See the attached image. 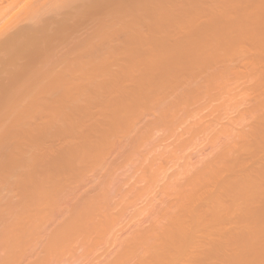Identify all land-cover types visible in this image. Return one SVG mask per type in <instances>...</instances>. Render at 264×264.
Masks as SVG:
<instances>
[{
  "label": "bare ground",
  "instance_id": "1",
  "mask_svg": "<svg viewBox=\"0 0 264 264\" xmlns=\"http://www.w3.org/2000/svg\"><path fill=\"white\" fill-rule=\"evenodd\" d=\"M18 1L20 3L21 1H25V8H22V10L19 9L20 12L22 11L21 17L17 15L20 12L16 14L17 18L20 17V21L19 18H16V20L13 19V21L11 20L9 22L10 24H7L10 28L7 26V29H5V26L0 30V168L2 165H4L3 167L7 166V171L11 170V173L22 165L28 168L24 173L25 182L23 184L25 186L23 196L25 204H22L25 206V209L23 208L25 216L19 212L21 214H19L21 216L20 218L18 214L15 215V213H10L11 211L8 213V210L2 213L4 215H0V217L4 216L3 218L7 217L6 219H8V215L13 214L10 218H17L14 221L12 220V223L14 225H16V223L17 225L22 224V227L18 229L20 233L17 227L12 225L11 228L15 227L13 229L14 233H11L12 230H8L10 234H8L6 239L4 237H2L3 239L1 238L2 234L0 232V239L2 240H0V264H48L50 260L52 261L56 256L59 259L61 252H63L64 255L67 251L66 248H70L69 250H71L76 247V252L78 253L77 250L81 248V245L79 248H77V246L82 244V242L86 243L88 240L90 242V239H94L90 244L95 245L96 243L94 242L97 240L99 241V237H105V232L108 233L107 236L110 237H113L111 236L113 232L115 237L118 235L117 238L119 239H116V242L121 240V238L123 239L118 245L115 242V247L118 246L117 249L114 248L116 250L110 247L108 249H111L112 252L109 253V251H107L108 254H103L107 249L104 250L105 252L101 250L100 257H106L103 261L101 260L99 264H218L221 262L223 264H237L239 262L241 264H264V260H262L264 254L262 255L261 252L258 254L256 253L258 249L261 248L259 246L260 242L258 243L256 241L255 243L254 241L256 240L255 237L264 234V204L258 206H253L252 204L254 200H259L258 202L263 200L262 203L264 202V115H262L264 107H260L264 104V96H256V94L260 93L261 89L262 94L260 93L259 96L264 95V83L257 85L259 82L255 81L256 84L254 82L258 77L261 82H264V70H260V67L259 71L256 69L255 71L252 70L254 72L248 70L251 69L248 65L253 64V59L259 57L260 59H264V56H255L260 54L259 51L261 50L259 49V53L253 54V57L248 58V52L252 49L247 50L252 46L251 39H253V37L256 40L253 39L254 44L260 43L264 49V32L259 36L255 34L253 37L250 36L252 32L251 30L249 31V26L252 27L254 23L251 25L252 22L250 23L246 21V19L242 21L243 19L241 16H246L245 13L248 12V7L251 5L247 4V7H245V5L241 3L243 0H0V10L4 11V8L12 9L14 7L13 4L16 2L17 4H15V6L19 4ZM236 1H240V4L244 6L242 7L245 8V13L243 12V15L239 13L241 16L235 14L241 18L237 17V19H239L237 21L232 16L233 14H230L235 21L233 20L232 22L231 19L233 18L231 17L229 21L222 22L221 19L224 14L221 13L222 11L219 8L224 7L223 10H225L227 6L235 4ZM262 1L263 0H261V2ZM250 2L251 1H249V4ZM237 4L239 3L236 2V5ZM260 5L262 6V4ZM205 8H208L209 12H211L212 19L210 15H207L208 12L205 14L208 18L207 23H203L205 21L201 19V22H203L197 24L200 20L199 15L203 14H199V12L202 11L201 9L205 11ZM214 9L220 10L219 14H221L222 18L219 19V17H221L219 15L216 19L218 13L216 15L215 12L218 10L215 11ZM228 9H230V7ZM210 10H214L215 12ZM238 11L242 12V10ZM4 12H2L0 16L4 14L2 16L4 17L6 12L9 13V10H5ZM256 12H258L256 14L258 20L255 18ZM252 15L253 16L250 14V17L247 16L248 20L250 19L251 21V19L253 20L252 17H254L255 22L257 21L256 23H259V20L264 21V6L260 9H256ZM9 18L10 17H8V20ZM207 18H205V20H207ZM194 24H196V28L198 26L197 30L195 27H192ZM246 24L248 27H246ZM260 24L264 26L263 22ZM244 25L246 29H244ZM188 26H191V28ZM241 26L244 30L249 32L246 35H249L251 38L249 36L247 38L245 35L246 38L244 36H238V34H241V31L239 32V30H242V28H240ZM259 26L260 25L257 24L255 27L258 31L261 30V26ZM171 27L178 29L188 27L193 30H190L191 32L188 30L190 33L187 31L186 36H188L184 39L182 38L184 37L185 30L183 37L179 40V37L174 35L175 37L177 36V38H173V40L177 39L178 41H172L174 44H172V46H167L164 42H166V40L171 41L173 37L172 34H174L169 32L171 31L169 30ZM82 28L85 29V33L83 29L81 34L75 37L77 36L75 34L80 32ZM236 29H238L239 33H236L235 37L232 32V36L229 34L231 37L226 33L225 36L227 37H219L218 39L214 37V33H220L221 35L224 31L233 30V32H235L234 30ZM258 31H255L256 34ZM172 32H174L173 29ZM206 33H213L211 34L212 36L208 34V37L215 39L216 43H213L216 45H211L215 47L213 53L211 52V54L205 55L206 57L203 55L204 57L202 58L200 54L205 52L202 50V47H205V44L207 47L212 44V42L209 44L210 40H212L210 38L205 41V39H207ZM243 33L245 34V31H243ZM260 33H262V31H260ZM195 34L197 36H195ZM222 38H224L223 42H225L226 45L218 43V40L221 41ZM195 39L201 41V44L199 43L197 47L194 44L197 43ZM246 41H249L251 44V46L248 45L249 47L246 45L247 51L244 49L245 45L243 44H247L248 42ZM206 42H208V44ZM151 43H156V46L149 47L148 44L151 45ZM239 43H241L240 46H244L241 48L244 49L245 53L243 50L239 51L241 48L235 51V46H239ZM190 46L192 51H190ZM194 46L196 49L193 50ZM221 46H224V50ZM213 47L208 48L211 50ZM233 51L238 53H233ZM246 52L247 55H245ZM234 56L239 57L240 60L238 59V62H244L242 63L243 66L237 63L236 58L233 59ZM222 57H229L230 60L229 58ZM220 59H227L229 62L235 60L239 66L243 67L242 71H236L238 69L241 70V68H237L238 65H236L235 62L234 65L230 63V66L229 63H226V60V62H223L229 65L222 64L223 62ZM248 61L252 63L249 64ZM255 64L257 63L255 62ZM243 70H247L248 72L246 71L243 73ZM252 73L258 75H255L257 78L254 79L251 76ZM237 74H239L241 78H236L235 82L237 80L241 81L240 79H246L247 82L244 81L243 83H248L247 79L249 75L253 78L254 84L250 85L248 83V87L252 89L255 86L256 89H259L256 87L257 85L261 89L258 91L254 89L255 92H252V90L248 91L250 88H246L247 85L245 88L244 85H237L233 82V78H235ZM75 75L76 77L79 75L81 77H77L76 79ZM231 79L233 80L231 81ZM125 80L126 82H124ZM226 84L228 88L234 85L236 86L231 87L232 90H230V88H226ZM217 87L219 89H217ZM235 87H239L238 89L241 88V92ZM77 88H83L84 91L82 92L84 93L80 94L81 90L79 89V93L75 94ZM222 89L225 90H223L225 95L229 91V95L227 94V96H225L227 100L229 99L230 91H233L231 93L235 94L238 90L239 94L237 95H241V93L243 94V90H245L244 95H246L247 89V91L251 93H248L245 97L249 98L250 102L252 100L255 103L258 98H261L256 103H261L259 106L260 108L257 106V112H260L259 110L263 108L260 112V120L263 121L261 122L258 120L259 118L256 120L263 123V125L259 126L256 124L257 126L254 125L256 127L253 126V128L258 127L259 129L260 127L261 130L259 131H261V134L256 129L254 130H256L255 134H260L259 136L262 138L260 142L262 141V144L260 145L258 142L260 137L258 138L257 135H251L253 137L257 136L258 139L255 145H260V148L256 146L255 150L250 149V151L248 146L253 143V138H251L252 141H250L248 133L245 134L243 132L241 134L240 132L239 135L235 132L237 135L234 134L232 136L233 138L228 135L231 137L229 138L230 140L227 141V138L225 139L226 142L222 140L223 144H219L221 140H217L218 143L213 144L214 146H212V149L210 147L207 153L201 152L206 148L204 144L205 147L203 146L201 147L202 149H198L197 153H201L195 158L193 156L194 154L190 153L194 160H197L196 162L193 161L191 163L190 160V163L186 161V164H184L185 162L180 163V166H178L179 164L177 163L180 157L177 159L178 157L176 156L178 155L173 153L176 151L174 147L173 149L170 148L171 146L169 147L174 150L172 152L173 155L170 154V156H166L162 161L161 155L158 159L153 156L155 154L152 155L153 160L149 159L150 155L148 153L152 154V152H148V159L152 161L144 167L146 169L144 173H142V171L145 169L141 171V174L139 173L140 177H136L137 180L133 177L137 181L133 180V182L140 185L144 182V186L145 184L152 186L154 182L153 188L159 189V192L156 193L153 198L148 197L150 200H148L147 204H144L142 208H140V205L137 207V204H135L137 210L140 208L142 212H148V215H145L143 219L140 217L142 220L139 219V221L136 219V221L134 217H129L128 220L133 221L134 219L136 223L130 226L128 225L129 221L127 222L125 220L127 222L126 225L122 224L123 222L118 224L121 219L117 218H119L118 216L123 214L125 210L122 213L118 212V214L120 213V215L117 214L118 216L116 215L117 212H115L114 215V210L118 209L123 201H127L130 192L135 193V191H133L135 190V184L132 186L130 181H126L127 184L128 182L131 183L130 187L129 184L127 186L128 190L133 187V190L130 189L129 191L126 190V188L123 189V187L127 185L124 183V180L119 178L121 180L119 183L120 185L116 184V182H119V179L115 176V173L120 170L122 166L121 163L123 164L125 162L126 157L133 155V152L136 154L138 151L139 153L141 152L140 150L135 152V150L141 149L142 146L145 148V145H142V143L145 138L148 141L149 136H153V133H151L152 130L155 134L156 132L159 134V130L165 127L169 135L170 131H173L171 136H174V132H176V136L179 135L178 133H181L180 135L182 136V134L184 135L183 131H191L193 134H200L203 125L199 121L202 120L201 122H203L205 116L202 119L200 118V120L198 119V122L202 126L200 127L199 125L200 130L197 126H195L197 130L193 129V131L187 129H185L187 130L185 131L182 126V130H179L180 132L175 130L179 129L180 124L183 123L182 117H188L190 115H188L189 112H193V115H195L197 112L195 114L194 112L197 110L199 111V109L195 111L192 109L193 111H190L189 109L192 107L187 108L190 107L188 106L190 103H192V106L195 105L194 103H199V101L202 103V101L206 100L204 97L207 98L210 96V99L213 98L211 95L215 96L211 99L212 101H214L215 98L223 99L221 98V94L223 93V91L221 93ZM212 90L216 92V95L215 92L214 94L212 93ZM234 90L236 91L235 93ZM218 92H220L219 98L216 97L219 95ZM252 93L256 94L252 96ZM250 95L253 97L252 99ZM81 96L83 98L84 96L86 97L83 100ZM254 96L257 97V99L255 98L254 100ZM233 97L234 95H232V99ZM202 98L204 100H202ZM80 99H82L81 101H84L85 104L82 103ZM243 99L245 100V98ZM207 100L209 99L207 98ZM219 102L221 101L219 100ZM206 103L208 102L206 101ZM228 105L229 104H227V106ZM83 106L85 107L83 108ZM222 106L219 107L218 105L214 110L219 109L217 113H221L222 109L224 110ZM212 107L215 108L214 106ZM254 107H256V105H254L253 108ZM201 109L200 107V110ZM211 109L210 111L212 113L213 111ZM83 110L87 112L85 113ZM247 110H249V107ZM199 113L198 115H200ZM211 113L209 114L212 116ZM198 115L196 114V116ZM248 115V117H250V114ZM256 115H258V113H256ZM246 116L247 115H244V117ZM251 118L253 117H250V119ZM240 119L241 122H243V117ZM217 121L218 120H216L215 126L217 125ZM198 122L195 123L194 119L195 124L198 125ZM231 122H229V127L231 126ZM251 123L250 121V124ZM169 124L170 126L172 125V129H177L172 130L170 127L169 130ZM186 124L183 125L185 126ZM225 124L227 125V123ZM205 126L204 128L208 127ZM54 130L55 132L53 133ZM249 130H252V128ZM228 132L230 133V129ZM169 135L168 139L170 138ZM180 135L178 138H180ZM210 135L211 134H209V136ZM54 136H59L62 139L69 137L70 141L68 145H66V141H64L66 147L60 144L62 145V149L60 150L58 148L60 151L56 149L58 153H56L57 156L54 155L55 157H53L52 154V150H55L53 147L55 144L52 146L50 145L51 147L48 146L49 144L45 145L48 146V150L43 146V149L45 148L46 150H41L44 152L48 151L47 157L50 163L47 164L46 161L48 158L43 159L46 153L44 154L42 151L40 153L42 156L39 154L36 155L37 153L33 154V152H31L33 148L31 147L35 145L38 146L41 140L43 142L46 138H52L51 140L54 141L56 139ZM213 136L215 137V135ZM234 136L237 138L235 139ZM27 137L32 140L26 142L25 140ZM192 137H194V135ZM194 139H196L197 142L198 137H194L193 140ZM190 140L192 139L190 138ZM48 141L51 142L50 140ZM154 141L158 142V140ZM163 141H165V139ZM248 141L251 143L248 144ZM185 142H188V140ZM163 145L165 146V144ZM208 145H210V143ZM208 145L207 147H209ZM217 145L220 147L218 148ZM221 145L223 146L221 147ZM37 146L35 148H38ZM58 146L55 147L57 148ZM166 146L165 148L167 149L168 145ZM254 147L255 146L252 148ZM147 148L146 146V149ZM56 150L54 152H57ZM21 152H23L24 155ZM49 152L52 154L51 156ZM29 153H31L30 156L27 155ZM143 153L144 152H142V154ZM18 154H21L19 156L22 157L18 158ZM138 156L140 157V155ZM50 157L53 158L50 159ZM145 159L147 161V158ZM175 159H177V161ZM188 159L191 158L188 157ZM43 161L46 163V166L41 167V165L40 168L37 169V164L40 165V162L42 163ZM157 161L158 165L155 164ZM172 161L176 162L173 163ZM44 162L42 163L43 165H45ZM169 162L170 166L176 163V167L178 166V168H174L176 170L170 174H168V172L171 171L169 169L170 167L168 168L167 165L162 166L164 163L168 164ZM11 165L12 167H10ZM153 166L156 167L153 169ZM166 167L170 171H168ZM2 169L6 171L5 168H1V170ZM141 169H143V167ZM160 169L161 171H159ZM101 171H103V173H101ZM9 174H7V177ZM16 176L19 178V175ZM155 176L157 177L156 179H154ZM115 177H117V181ZM158 177H160V179H158ZM10 178L14 181V176H10ZM151 178L155 181L151 182ZM122 184L123 187L119 188L118 186L121 187ZM10 186L11 185H9V189L12 188ZM17 186L21 187V185ZM16 191L19 192L18 190ZM144 193L143 191V194ZM136 194H131L130 197L132 196L133 199H135L137 196ZM5 197L4 199L7 200ZM10 197L12 198V196ZM22 198L21 200L23 201ZM4 199H1V202ZM16 199H14V201ZM145 199L147 200V198H144V200ZM144 200H142L143 203ZM8 201L6 202L10 205L13 199L10 201L8 198ZM257 204L258 203H256V205ZM9 205H7V208ZM23 205H21V207H24ZM15 206H17V204ZM21 207L20 210L22 209ZM17 208H19V205ZM121 208H123V206ZM3 209L4 208H0L1 211H3ZM129 210V213H131L132 210ZM111 211L113 213L109 214ZM138 212L139 216H141L140 211ZM6 213L8 214L7 216ZM126 214L129 216L128 212ZM248 217L249 219L251 217L254 223L252 227L250 225V228L254 230L250 233H248V229H250L248 226V224H250L248 223ZM115 219L119 221L115 222V226L111 224L109 227H112V229L109 230L106 226L111 222L114 224ZM0 222H3L1 218ZM6 222H8V220ZM5 225L6 224L3 223V226H1L0 223V227H2L0 231L5 230L4 233L7 231V228H9ZM127 225L130 227H127ZM3 227H6V229ZM113 229L115 230L112 231ZM125 229L124 237L120 234L115 235V233H122ZM98 234L104 235L102 237V235L97 236ZM92 235H94V237L91 238ZM106 237L107 244L109 242L114 243V241H111L112 238L108 241L110 237ZM258 237L257 240L259 241L260 237L259 239ZM101 241L103 240L101 239ZM76 242H79L77 246H75ZM89 242H87L88 244L86 246L90 245ZM102 243L103 242H101V244ZM256 244L259 247H257ZM71 245L73 246L72 248L70 247ZM83 245L82 247L86 249ZM105 246L107 245L105 244ZM98 247L96 248V254L99 253ZM235 247H237V249L239 247L237 252L240 251V248L244 249L243 251L241 250L244 252V255L242 254L244 256V259H242L243 261L239 259L241 254L238 256L239 262L236 263L237 259L234 261V259L237 258L236 255H238L236 251H234ZM261 250L263 252L264 247L261 248ZM86 251L89 250L87 249ZM71 252L72 250L66 253L71 254ZM76 252L74 254H76ZM248 252L250 254L252 253V256L254 253L258 256L261 254L263 257L259 258H261L260 260H262L263 263H260L261 261L257 258L256 254L254 256H256L257 259L253 260L254 256L251 258ZM81 253L82 252H80L79 255ZM242 255L241 258L243 257ZM248 256L253 261L248 260ZM76 257L78 256L76 255ZM82 257L79 256V258ZM98 258L99 257H97V260H99ZM233 261L235 263H233Z\"/></svg>",
  "mask_w": 264,
  "mask_h": 264
},
{
  "label": "rangeland",
  "instance_id": "2",
  "mask_svg": "<svg viewBox=\"0 0 264 264\" xmlns=\"http://www.w3.org/2000/svg\"><path fill=\"white\" fill-rule=\"evenodd\" d=\"M26 1H27V0H26ZM234 1H235V0H234ZM240 1H241V0H240ZM240 1H236V2H238V3L240 4ZM244 1H246V2H244ZM249 1H251L250 4H249ZM18 2H19V1H18ZM236 2H235V4H232V5H231L232 8H231V6H227L226 8L228 9V8L230 7V9L227 10V9L225 8L226 11L223 10L224 7H220V8L218 7V8L222 11L221 13L224 14L223 18H222V16H221V14H219L220 10H218V9H214L215 11H216V10H218V11H216V12H215L214 10H210V11L215 12L216 15H217V13H218V15L216 16V19H217V17L220 15L221 17H219V19L222 18V19H223V20L221 19L222 22H223V21H229V19H231L232 16H233V17L236 19V21H237V20H239V19H237L238 16H236V15H237V14L239 15V13H240V14L242 13V15H243V12L245 13V11H244L245 8H243V7H244L243 5H245V7H247V6H246L247 4H248V5H251V6L248 7V8H249V9H248V12H247V10H246V12H247V13H245L246 16H245V15H243V16L239 15V16H241V18L243 19L242 21H245V19H246V21H249L250 23L252 22L251 25L254 23V24L252 25V27L249 26V31L251 30V32L253 33V35H252V33H250V34H251L250 36L253 37L254 34L257 35V36H259L260 34H263L264 29H262V28H264V26H261L260 23H262V22L264 23V21H263V20H259V21H258L259 23H256L257 21L255 22L254 17H252L254 21H253L252 19H251V21H250V19L248 20V17H247V16H249L250 14H251V16H253L252 13H254L256 9H260V8H262V7L264 6V5H263V4H264V3H263L264 0H263L262 2H261V0H248V2H247V0H243V1H241V3H242L243 5L240 4V6H239V4L236 5ZM244 3H246V4H244ZM254 3H255V4H254ZM15 4H17V2H16ZM15 4H13V6H14V7L12 8L13 10H12L11 8H10V9H6V8L3 9L4 11H5V10H9V13H7V12H8V11H7V12H6V15H5L4 17H2V16L5 14V12L2 11V10H0V11H1V12H0V15H1L2 12H4V14H3L2 16H0V21H1V23H0V30H2L5 26H6L5 29H7V26H8L7 24H8L11 20L13 21V19L16 20V18H17L16 14L20 12L19 9L22 10V8H25V6H24V5H25V1H21V3L19 2V4L16 5V6H15ZM257 4H258V5H257ZM260 4H262V6H261ZM3 5H4V4H3ZM252 5H253V6H252ZM259 5H260V6H259ZM242 6H243V7H242ZM254 6H256V7H254ZM234 7H235V9H234ZM236 7H238V8H236ZM240 7H241L242 9H241ZM257 7H258V8H257ZM221 8H222V9H221ZM239 8H240V9H239ZM250 8H251V9H250ZM253 8H254V9H253ZM205 9H206L205 11H203V9H201L202 11L199 12V14L203 13L204 16H203V14H201V15L198 14L200 20H199L198 23L196 22L197 24H201V23L203 22V21L201 22V19H202V20L204 19L205 22H203V23H207V21H208L207 15H208V16L210 15V18H211V16H212V15H211V12H209L208 8H205ZM11 10H12V11H11ZM16 10H17V11H16ZM231 10H232V11H231ZM238 10H242V12H241V11H238ZM15 11H16V12H15ZM23 11H24V9H23ZM223 11H224L225 13H224ZM235 11H236V12H235ZM237 11H238V13H237ZM251 11H252V12H251ZM257 11H258V10H257ZM13 12H14V13H13ZM21 12H22V11H21ZM21 12H20L19 14H17V15L20 16V17H21V14H22ZM208 12H209L210 14H209ZM234 12H235V13H234ZM12 13H13V14H12ZM207 13H208V14H207ZM257 13H258V12L255 13V18H256V14H257ZM9 14H11V15H9ZM205 14H207V15H205ZM212 14H213V13H212ZM227 14H228V15H227ZM230 14H231V15L233 14V15L231 16ZM235 14H236V15H235ZM247 14H249V15H247ZM213 15H215V14H213ZM14 16H16V17L13 18ZM226 16H227V17H226ZM244 16L247 17V18H245ZM6 17H7V18H6ZM8 17H10L9 20H8ZM20 17H18V18H19V21H20ZM214 17H215V16H214ZM224 17H226V18H224ZM233 17H232V18H233ZM249 17H250V16H249ZM18 18H17V19H18ZM205 18H207V20H205ZM227 18H228V20H227ZM234 18L231 19L232 22H233V20L235 21ZM238 18H240V17H238ZM241 18H240V19H241ZM263 18H264V17H263ZM211 19H212V18H211ZM225 19H226V20H225ZM3 20H4V21H3ZM15 20H14V21H15ZM209 20H210V19H209ZM256 20H258V19L256 18ZM231 21H230V22H231ZM240 21H241V20H240ZM242 21H241V22H242ZM17 22H18V21H17ZM200 22H201V23H200ZM242 23H243V22H242ZM247 23H248V22H247ZM255 23H256V25L259 24V25L261 26V28H260L261 30H260V29H259V30L262 31V33H260V31H258V30L255 28V27H256ZM9 24H10V23H9ZM11 24H12V22H11ZM244 24H245V22H244ZM202 25H203V24H202ZM254 25H255V26H254ZM10 26H11V25H10ZM191 26H192V25H191ZM191 26H190V27L188 26V27L191 28ZM199 26H200V25H199ZM253 26H254L255 29L253 28ZM260 26H259V27H260ZM8 27H9V26H8ZM88 27H89V26H88ZM188 27H183L182 29H181V28L178 29V28H175V27H174V28H175V29H174V28L171 27V28L173 29L174 32H172V29L169 28V30H171V31H169V32H171V34H172V33H174V34H172V35H173L172 38L170 37V38H171V41H170V40H168V41L166 40V42H164V41H165V40H164V41H163L164 44L166 43L167 46H172V44H174V43H172V41L174 42L175 40H177V39L173 40V38H177V36L179 37L178 40H179L180 38H182V37H183V34H184V30H185V34H184V37H183L182 39L186 38V37L188 36V35L186 36L187 31H188V30H189V31H190V30H191V31L193 30V29H189ZM192 27H193V28H194V27L196 28V24H194ZM200 27H201V26H200ZM200 27H199V28H200ZM243 27H244V29H246V27H248V26H247V24H246V27H245V25H244ZM259 27H258V28H259ZM9 28H10V27H9ZM184 28H185V29H184ZM201 28H202V27H201ZM240 28H242V26H241ZM5 29H4V30H5ZM83 29H84V28H82V30H81L80 32H78L77 34H75V35H77V36H75V37H78V36L81 34V32L83 31ZM177 29H178V30H177ZM197 29H198V26H197L196 30H197ZM244 29L242 28V30H239V32L241 31V34H238V36H244V35H245V36L248 38L249 35H246V34L249 33V32H247V30H244ZM252 29H253L254 31H253ZM167 30H168V29H167ZM179 30H180V31H179ZM194 30H195V29H194ZM200 30H201V29H200ZM236 30H237V31H236ZM236 30H234L235 32H233V30H232V31L229 30V31H227V32L224 31V32H222V33L224 34V36H223L222 33H221V35H220V33H219V34H218V33H217V34L214 33V37H215V39H218L219 37H227V36H225L226 34H227V35L230 34V35L232 36V33L234 34L233 36L235 37V36H236V33H239V32H238V29H236ZM175 31H176V33H175ZM182 31H183V32H182ZM189 31H188V32H189ZM191 31H190V32H191ZM243 31H245V34L243 33ZM255 31H256V32L258 31L259 34H258V33L256 34ZM190 32H189V33H190ZM228 32H229V33H228ZM231 32H232V33H231ZM84 33H85V29H84ZM189 33H188V34H189ZM192 33H193V32H192ZM225 33H226V34H225ZM178 34H179V35H178ZM208 34H209V36H212L211 34H213V33H206L207 39H205V41H206V40H209V38H210V37H208ZM242 34H243V35H242ZM84 35H85V34H84ZM84 35H82V36H84ZM174 35H177V36L175 37ZM216 35H217L218 37H217ZM230 35H229V37H231ZM82 36H80V37H82ZM195 36H197V35L195 34ZM206 36H205V37H206ZM238 36H237V37H238ZM245 36H244V37H245ZM250 36H249V37H250ZM246 37H245V38H246ZM170 38H167V39H170ZM250 38H251V37H250ZM201 39H202V38H201ZM210 39H212V38H210ZM215 39L210 40V42L208 41L209 44L212 42V44H210V45L208 46L209 48H210V47H213V46H211V45H214V44L216 43ZM253 39H254V37H253ZM253 39H251L252 42L250 41L251 44H252V46H251V44L249 43V41H246V42H248L247 44H246V43H243V44L245 45V48H244L245 50L247 49L246 47H247L248 45L251 46V47L248 48L247 50H249V49H250V50H251V49L253 50V51L251 50L250 52H248V58H249V57H253V56H252L253 54L255 55V54L259 53V52H260V54H257V55H255V56L258 57V56L262 55L261 57H263V56H264V55H263V54H264V49L262 48V44H260V43L258 44L257 42H255V43H257L258 45H257V44H254ZM178 40H177V41H178ZM195 40H196L197 43H194V44H195V46L197 47V46L199 45V43L201 44V41H198L199 39H195ZM223 40H224V38H222L221 41L218 40V43H221V44H223V45H226L225 42H223ZM254 40H255V39H254ZM203 41H204V37H203ZM255 41H256V40H255ZM208 42H206V43L208 44ZM213 42H215V43H213ZM222 42H223V43H222ZM170 43H171V44H170ZM240 44H241V43H239V46H240ZM148 45H149V47H150V46H151V47H154V46H156V43H155V44H154V43H151V45H150V44H148ZM215 45H216V44H215ZM246 45H247V46H246ZM254 45H255V46H254ZM259 45H260V46H259ZM195 46H194V47H195ZM239 46H238V45L235 46V47H236V50H235V49H234V50L237 51V50H239L241 47H242V48L244 47V46H240V47H239ZM249 46H248V47H249ZM194 47H193V50L196 49V47H195V48H194ZM205 47L208 48V47L206 46V44H205ZM205 47H202V50L205 51V52H203V51L201 50V51L203 52V54H200V55H202V58H203L205 55L207 56L208 54H211V52L213 53V49L215 50V47H213V48L211 49L212 51H211L209 48H208L209 50L206 49ZM237 47H238V49H237ZM190 48H191V46H190ZM190 48H188V49H190ZM221 48L223 49L224 46H223V47L221 46ZM242 48H241V50H239V51H242V50H243V52H244V49H242ZM256 48H257V49H256ZM225 49H226V46H225ZM259 49H260L261 51H259ZM207 50H208V51H207ZM223 50H224V49H223ZM247 50H246V51H247ZM255 50H256V51H255ZM190 51H192V48L190 49ZM209 51H210V52H209ZM235 51H233V53H238V52H235ZM258 51H259V52H258ZM230 52H231V50H230ZM253 52H254V53H253ZM205 53H206V54H205ZM231 53H232V52H231ZM239 53H240V52H239ZM244 53H245V52H244ZM249 54H250V55H249ZM203 55H204V56H203ZM245 55H247V52H246ZM206 56H205V57H206ZM222 58H227V57H222ZM228 58H229V57H228ZM228 58H227V59H228ZM235 58H236L237 63H239V65L242 64V63H244L243 61L238 62V61L240 60L238 56H234L233 59H235ZM227 59H220V60H221L222 62H223V61H224V62L227 61L226 63H229V64L232 63L233 65H234V62H235V64L238 65V64L236 63L235 60H233V62H229ZM231 59H232V58H231ZM238 59H239V60H238ZM225 60H226V61H225ZM229 60H230V58H229ZM231 61H232V60H231ZM252 61H253V64H251V63H252L251 61H250L251 63H249V61H248V63L251 64V65H248V67L251 68V69H248L249 71H250V70H251V71H252V70L255 71V69H256L257 71H259V67H260V70H264V64H263V63H264V59H262V58L260 59V57H259V58H257V59H253ZM259 61H260V63H259ZM224 62H223L222 64L229 65V64H226V63H224ZM255 62H256L257 64H255ZM219 64H221V63H219ZM260 64H261V65H260ZM239 65H238L237 68H241V70L238 69V70H236L237 72H238V71H242V68H243V67H242L243 64H242V66H239ZM257 65H258V66H257ZM259 65H260V66H259ZM230 66H231V64H230ZM253 66H254V68H253ZM256 67H257V68H256ZM252 68H253V69H252ZM246 71H247V70H245V71L243 70V73L246 72ZM254 71H252V72H254ZM247 72H248V71H247ZM249 74H251V73H249ZM253 74H254V73H252L251 76H252L254 79L257 78L256 76H258V75H256V74L253 75ZM77 75H78V73H77ZM237 75H239V74H237ZM237 75H235V78H233V79H234L233 82H235V79H236V78H241L240 75H239V76H237ZM255 75H256V76H255ZM236 76H237V77H236ZM254 76H255V77H254ZM77 77H81V76L79 75V76H77ZM77 77H76V75H75V78H76V79H77ZM252 77H250V76L248 75V79H247V80H248V83H249L250 85H253L255 81H258V82H259V84H257V85H260V83H264L263 81L261 82V80L258 79L259 77L257 78V80H254V82H253V78H252ZM233 79H231V81H232ZM79 80H81V79H79ZM240 80H241V81H238V80H237L235 83H236L237 85H240V84H241V86L244 85V88H245L246 85H247L246 88L249 86L248 83H243L244 81H246V79H243V80L240 79ZM249 80H250V81H249ZM251 80H252V81H251ZM122 82H123V81H122ZM124 82H126V80H125ZM226 82H227V81H226ZM229 82H230V80H229ZM229 82H228V83H229ZM239 82H240V83H239ZM246 82H247V81H246ZM251 82H252V83H251ZM224 83H225V82H224ZM228 83H227V84H228ZM242 83H243V84H242ZM227 84H226V86H227L226 88H227V89L230 88V90H232L231 87L236 86V85H234V86H231V87L228 88V85H229V84H228V85H227ZM232 84H234V83H232ZM232 84H231V85H232ZM255 84H256V82H255ZM222 85H223V84H222ZM257 85H256V87L259 88V89H261V88L258 87ZM220 86H221V85H220ZM220 86H219V87H220ZM224 86H225V85H224ZM224 86H223V87H224ZM241 86H240V87H241ZM263 86H264V85H263ZM252 87H253V86H252ZM235 88L238 89L239 87H235ZM244 88H243V89H244ZM248 88H250L249 90L247 89L248 91L252 90V92H255V90H254V89H256L255 86H254L252 89H251V87H248ZM79 89L81 90L80 94H83L84 92H82V91H84V89H83V88H79ZM79 89L77 88V89H76L77 91L75 90V94L79 93ZM217 89H219V88L217 87ZM224 89H225V87H224ZM224 89L221 90V93H222V91H223ZM237 89H235V90H237ZM240 89H241V88H240ZM240 89H238V90H240ZM259 89H256V91H258ZM214 90H215V89H214ZM214 90H212V91H213V92H212L213 94H214V92H215ZM225 90H226V89H225ZM225 90H224V91H225ZM235 90H234V93L236 92ZM238 90H237V92H238ZM247 90H246L247 94L245 93L246 95H248V93H249ZM218 91H220V90H218ZM224 91H223V93L221 94V95H222L221 98H223V99H217V98H215L214 101H212L211 99H213L215 96H214V95H211L213 98L210 99V96L207 97L209 100H207V98L204 97V99H206V100H204V99L202 98V100H204V101H202V103H200V101H199V103H194L195 105H193V106L191 105L192 103H190V104L188 105V106H190V107H187V108H191V107H192L191 109H189L190 111H191L192 109H193L194 111L197 110V109H199L200 113H199V111L197 110V111L194 112V114L197 112V113H196L197 115H198V113H199L200 115L203 114L202 116H200V115L196 116V114L193 115V112H192V113L189 112L188 115H189V114H190V115H189L188 117H187V116H184V114H183V116H184V117H182L183 123H181L182 125L180 124V128H179V129L174 128L175 126L173 127L174 129H172V125L170 126V124H169V126H168L169 130H170V127H171L172 130L177 129V130H175V131L180 132V131L182 130V128H183L184 130L187 129V130H192V131H193V129H195V126H197L198 129H199V125H200V127H202V126H201V124H202V125H203V128H201V132H202V133L199 131L200 129L198 130V131L200 132V134H198V133H194V134H193L191 131H189V132H184V131H183V133H184V135H185V139H184V135L182 134V136H181V135H180L181 133H178V132H177V133L180 135V138H178L179 135L176 136V132H174V133H175L174 136H173V135L171 136V133L173 134V131H172V132L170 131V135H169V132H168L167 130H165V127H163L164 129H163V128H162V129L160 128L163 132H162L161 130H159V131H160V132H158L159 134H157V132H156V134H157L159 137H161V138H159V137L155 134V132H153V130H152L151 133H153V136H152V135H151V137L149 136L148 141H147V139L145 138L146 140L144 139V142L142 143V145H145V148H144V146H142L143 148L141 147V149L139 148V149L135 150V152H137L138 150L141 151V152H140L141 154L139 153V151L137 152V154L140 155V157H139L136 153L133 152V155H131L130 157H126V158H125V162L123 163L124 166H123V164L121 163V165H122L121 167H122V168L120 167V170H118V171L115 173V174H116L115 176H117L118 179L120 178V179L124 180L125 182L122 181V182H124V183H126V181H130V182L132 183V186H133V184H135V185L137 186V187H136V186L134 185V189H135V190H133V187H132V188H129V187L131 186V183H130V182H128V184H129V187H128V188H129V190L132 189L133 191H135V193H131V192H130V195H131V194H132V195H133V194L135 195V194L137 193V194H136V195H137L136 197H137L138 199L135 197V199H136V200H135V199H133L132 196L130 197V195H128L130 198L128 197L127 201H123V202L121 203V205L118 207V209L114 210V215H115V212H117V213H116V215H117L118 212L122 213V212L125 210V211L123 212V214H121V215H120V213L118 214V215H120V216L117 215V216L119 217V218H117V219H121V221L115 219L114 224H113V222L109 223L108 226H106L109 230L112 229V227L110 228L109 226H111V224H112V226H115V222H117V221H119L118 224L123 222L122 224H125V225H126L127 222L129 221V222H128V225L131 226V224L133 225L134 223H136V222H135L136 219H137V220H139V219L142 220L143 217H145V215H148V212H142V211L140 210V208H142V206H144V204L146 205V204H147V201L150 200V198H153V197L156 195V193L159 192V189L153 188V185H154V182H153V181H155V180H153L152 178H151V179H152L151 182H153V185H152V186H151V185L149 186V185H147V184H145V186H144V184H143L144 182L141 183L142 185L137 184V183H136V182H137L136 180H137V178L140 177L141 171L145 169L144 167L147 166V165L149 164V162L153 160V158H152V155H153V154H155V155H153V156H154L155 158H158V159H159V156L161 155L160 157H162V158H161V161H162V159H163V158H166V156H170V154L173 155V153H175L176 155H178V156H176V157H178L177 159H179V157H180V159H181V160L179 159V161H177V159H175V160L177 161V163L179 164L178 166H180V163H184V162H185L184 164H186V161H187V163H188V162L190 163V160H191V163H192L193 161H195L194 158H195L199 153H201V152H202V153H207V152H209V148L211 147V149H212V146H214L213 144H215V143L217 144L218 141H220V140H221V143L219 142V144H223L222 142L225 141L226 138L228 139L227 141H229V140H230L229 138H231V137L235 134V132L238 133V134H239L240 132H241V134H242L243 132H244L245 134L248 133V134H249V137H250V139H249L250 141H252L251 138H253V140H254L255 142H254V141H252V142H253L254 144L248 141V144L251 143V144L248 146L249 150H250V149H252V150L254 149V150H255V149H256V146H257V148H260V145L262 144V141L260 142V139H262V138H261V136H259V135L261 134V131H259V130H261V129H260V127H259V129H258V127H257V128H253V126L256 125V124L259 125V126H260V125L262 126L263 123H264V122L261 123L263 120H262V121L260 120V116H261V113H260V112H261V110H262L263 108H262L261 110H259L260 112H257V111H258V108H260V107H264L263 101H262L263 106H260L261 103H260V102H259V103H256V102L259 101V99H261V98H258V99H257V97L254 96V100H255V98H256L257 101L254 103V102L251 100V102H250V101H249V98L245 97L246 95H244V91H245V90H243V94L241 93V95H237V94H239V92H238V93L236 92L235 94H232L231 92H233V91H230V96H229V99L227 100V97L225 98V96H227V94L229 95V91H228V93H227L226 95H225ZM261 91H262V89L260 90V93L262 94ZM226 92H227V90H226ZM240 92H241V90H240ZM210 93H211V92H210ZM218 93H219V95H217L216 97L220 96V92H218ZM250 93H251V92H250ZM250 93H249V94H250ZM256 93H257V92H256ZM256 93H254V94L252 93L251 95L253 96V95H255ZM258 93H259V92H258ZM260 93H259V94H256V96H257V95H258V97H262V96H264V95L259 96ZM231 94L234 95V97H233L234 100L232 99V95H231ZM215 95H216V92H215ZM223 95H224V97H223ZM235 95H237V96H235ZM242 95H243V96H242ZM251 95H250V97H251ZM81 97H82V96H81ZM81 97H80V98H81ZM85 97H86V96H84V98L82 97L83 100L85 99ZM218 98H219V97H218ZM243 98H245V100H244ZM252 98H253V97H251V99H252ZM263 99H264V97H263ZM263 99H262V100H263ZM81 100H82V99H80V101H81ZM219 100H220L221 102H219ZM225 100H226L227 102H226ZM246 100H247V101H246ZM206 101H207L208 103H206ZM223 101H224L225 103H224ZM260 101H261V100H260ZM81 102L84 103V101H81ZM81 102H79V103H81ZM203 102H204V103H203ZM82 103H81V104H82ZM215 103H216V105H215ZM84 104H85V103H84ZM211 104H212V105H211ZM217 104L219 105V107L222 106L223 104L225 105V106H224V105L222 106V108H224V110H223L222 108H220V109H222L223 114H222V111H221V113H219V112L217 113V111H218L219 109H218V110H214V109H216V106H218ZM220 104H221V105H220ZM227 104H229V105L227 106ZM249 104H250V105H249ZM252 104H253V105H252ZM210 105H211V106H210ZM254 105H256V107H254L255 109L253 108ZM194 106H195V107H194ZM199 106H200L202 109H204V110H202V109L200 110V107H199ZM207 106H208V107H207ZM212 106H214L215 108H213ZM250 106H251V107H250ZM257 106H258V108H257ZM259 106H260V107H259ZM84 107H85V106H83V108H84ZM248 107H249L250 113H249V110H247ZM83 108H81V109H83ZM187 108H186V109H187ZM208 108H209V109H208ZM211 108H213V109H211ZM250 108H251V109H250ZM210 109L213 111L212 113H211ZM256 109H257V110H256ZM189 110H188V111H189ZM193 110H192V111H193ZM253 110H254V111H253ZM255 110H256V111H255ZM83 111H85V113L87 112L86 110H83ZM185 111H187V110H185ZM185 111H184V112H185ZM201 111H202V112H201ZM208 111H209V112H208ZM246 111H247V112H246ZM262 111L264 112V109H263ZM80 112H81V111H80ZM204 112H205V114H204ZM215 112H216V113H215ZM244 112H245L246 114H245ZM263 112H262V115H264ZM83 113H84V112H83ZM83 113H82V114H83ZM209 113H211L212 116H213V114H214L215 117H214V116L212 117ZM247 113L250 114V117H253V118H251L252 120L250 119V117H248L249 115H248ZM256 113H258L259 116L256 115ZM208 114H209V115H208ZM217 114H218V115L220 114V115L218 116ZM242 114H243V115H242ZM251 114H252V115H251ZM186 115H187V114H186ZM191 115H192V116H191ZM239 115H241V116H239ZM244 115H247V116L244 117ZM193 116H194V117H193ZM204 116H205V119H204L205 121H204V120H203V122H201L202 120L199 121L200 118L202 119V118H204ZM217 116H218V117H217ZM70 117H71V116H70ZM70 117H69V118H70ZM191 117H192V118H191ZM197 117H198V118H197ZM216 117H217V118H216ZM219 117H220V118H219ZM221 117H222V118H221ZM239 117H240V118L243 117V119H242L243 122H241V119H240ZM196 118H197V119H196ZM210 118H211V119H210ZM212 118H213V119H212ZM257 118H259L258 120H260L261 122L258 121V120H256ZM261 118H262V117H261ZM189 119H190V120H189ZM194 119H195V123H197V122L199 121L201 124H200L199 122H198V125L195 124V123H194ZM198 119H199V120H198ZM208 119H210L211 121L208 120ZM221 119H222V120H221ZM223 119H224V120H223ZM238 119L240 120V122H239ZM245 119H246V120H245ZM253 119H255L256 121L253 120ZM191 120H192L193 122H192ZM216 120H218L219 123H220V124H219L218 121H217V125H216V126H218V127L215 126ZM247 120L249 121V123H248ZM187 121H188V122H187ZM207 121H208V122H207ZM220 121H221V122H220ZM231 121H232V122H231ZM244 121H245V122H244ZM250 121L252 122V123H251L252 126H251V124H250ZM257 121H258V122H257ZM60 122H61V121H60ZM190 122L193 123V124H191ZM229 122H231V123H230V125H231L230 127H229ZM236 122H237V123H236ZM186 123H188V124H186ZM204 123H205V124H204ZM225 123H227V125H226ZM235 123H236V124H235ZM240 123H241V124H240ZM254 123H255V124H254ZM258 123H261V124H258ZM183 124H186V125L184 126ZM57 125H58V123H57ZM205 125H206V126H205ZM209 125H210V126H209ZM221 125H222V126H221ZM223 125H224V126H223ZM257 125H256V126H257ZM139 126H140V125H139ZM181 126H182V128H181ZM204 126H205V127L208 126V127H207V128H204ZM225 126H227V127H225ZM246 126H247V127H246ZM250 126H251V127H250ZM256 126H254V127H256ZM190 127H192V128H190ZM193 127H194V128H193ZM219 127H220V128H219ZM231 127H232V128H231ZM249 127H250V128H249ZM166 128H167V127H166ZM188 128H189V129H188ZM224 128H225L226 130H225ZM247 128H248V129H247ZM251 128H252V130H249V129H251ZM207 129H208V133H207ZM220 129H222V130H220ZM223 129H224V130H223ZM229 129H230V133H232V134H230V133L228 132ZM245 129H246V130H245ZM254 129H256L257 131H259L260 134H259V133L255 134L256 130H254ZM55 130H56V129H55ZM55 130L53 131V133L55 132ZM155 130H156V129H155ZM157 130H158V129H157ZM179 130H180V131H179ZM187 130H185V131H187ZM195 130H197V129H195ZM195 130H194V131H195ZM239 130H240V131H239ZM244 130H245V131H244ZM225 131H226V132H225ZM246 131H249L250 133H249V132H246ZM252 131L254 132V134H253ZM195 132H196V131H195ZM222 132H224V133H222ZM151 133H150V134H151ZM166 133H167V134H166ZM206 133H207V134H206ZM160 134H161V136H160ZM163 134H164V135H163ZM204 134H206V135H204ZM209 134H211V135L209 136ZM222 134H223V135H222ZM154 135H156L157 138H156V136H154ZM165 135H166L167 137H166ZM168 135H169L170 138H171V137H172V138H173V137H177V138H173V139H172V138H171V139L169 138V139H168ZM188 135H189V136H188ZM193 135H194L195 138L198 137L199 140L197 139V142H196V139L193 140V138H194V137H192ZM200 135H201V136H200ZM213 135H215V137H214ZM224 135H225V136H224ZM228 135L231 136V137H229ZM235 135H237V134H235ZM239 135H240V134H239ZM251 135H257L258 138L260 137L259 140H258V142L260 143L259 146H258V145H255V144H256V140L258 139L257 136H254V137L256 138V139H255V138H254L253 136H251ZM162 136H163V137H162ZM187 136H188V137H187ZM203 136H204V138H203ZM205 136H206V137H205ZM207 136H208V137H207ZM54 137H55L56 139H55ZM54 137H53V138L55 139V140L53 139L54 141L51 140L52 138H51V139H50V138H49V139L46 138V139L50 140L53 144H52L51 142H49L48 140H46V139H45L46 143H45L44 140H43L44 143H43L42 140H41V142H40L41 145L39 144L40 146H39V145L37 146V145L33 144V145H35V146H32V147H31V148H33L31 152H33V154H34V153H35V154L37 153L36 155H38V154L41 155L40 153H41L43 150H46V149L48 150V146H50V145H51V146L54 145V144H55V146H58V145H59L60 147H59V146H58L57 148H56L55 146H53V147H54L55 150L57 149L58 151H60V150L62 149V148H61L62 145L65 146V144H66V145L69 144V141H70V138H69V137H66V138H64V139H62V138L59 137V136H58V137L54 136ZM181 137H182V138H181ZM200 137H202L203 139L200 138ZM221 137H222V138L224 137V138L222 139ZM234 137H235V136H234ZM57 138H58V139H57ZM147 138H148V137H147ZM158 138H159V139H158ZM166 138H167V140H166ZM190 138H191L192 140H190ZM207 138H208V139H207ZM215 138H217V139H215ZM232 138H233V137H232ZM236 138H237V137H235V139H236ZM60 139H61V140H60ZM66 139H67V140H66ZM68 139H69V140H68ZM150 139H152V140H150ZM164 139H165V141H163ZM174 139H175L176 141H175ZM186 139L188 140L189 143L191 142V143H190L191 146L189 145L188 142H185V141H187ZM205 139H206V141L208 140V141H207L208 143L205 141ZM28 140H29V142H30V140H32V139H31V138L28 139V137H27V139H26L25 141L27 142ZM58 140H59V142H58ZM154 140H158V142H159V143L161 142L162 144H161V143L159 144L157 141H154ZM178 140H179V141H178ZM189 140H190V141H189ZM203 140H204V141H203ZM217 140H218V141H217ZM222 140H223V141H222ZM64 141H66V143H65ZM149 141H150V142H149ZM162 141H163V142H162ZM167 141H168L169 143H168ZM170 141H171V142H170ZM180 141H182V142H180ZM192 141H194L195 143L192 142ZM29 142H28V143H29ZM48 142H49V143H48ZM60 142H61V143H60ZM148 142H149V143H148ZM156 142H157V143H156ZM176 142H177V143H176ZM178 142H180V143H178ZM204 142H205V143H204ZM212 142H213V143H212ZM225 142H226V141H225ZM24 143H25V142H24ZM50 143H51V144H50ZM56 143H57V144H56ZM64 143H65V144H64ZM146 143H147L148 145H147ZM174 143H176V144H174ZM182 143H183V144H182ZM186 143H188V144H186ZM198 143H199V144H198ZM201 143H202V144H201ZM209 143H210V145H208ZM26 144H27V143H26ZM29 144H30V143H29ZM48 144H49V145H48ZM60 144H62V145H60ZM149 144H151V145H149ZM152 144H153V145H152ZM163 144H165V146H164ZM195 144H196V147H195ZM200 144H201V145H200ZM204 144H205L206 148H204L202 151L200 150L201 152H198V153H197L198 149H200L201 147H203ZM224 144H226V143H224ZM252 144H253V145H252ZM45 145H48V146H45ZM166 145H168V148H167V149L165 148V147H167ZM175 145H176V146H175ZM181 145H183V146H181ZM207 145H208L209 147H207ZM263 145H264V143H263ZM36 146H37L38 148H35ZM43 146H45L46 149H45V148L43 149ZM51 146H50V147H51ZM146 146L148 147L147 149H146ZM149 146H150V147H149ZM170 146H171V147H170ZM177 146H178V147H177ZM189 146H190L191 148H190ZM197 146H198V147H197ZM205 146H204V147H205ZM217 146H218V145H217ZM222 146H223V145H221V147H222ZM250 146H251V148H250ZM253 146H255V147L252 148ZM65 147H66V146H65ZM169 147L172 148V149H173V147H174V150H176V151L173 152L174 150L170 149ZM176 147H177V148H176ZM180 147H181V148H180ZM219 147H220V146H218V148H219ZM58 148H59L60 150H59ZM63 148H64V147H63ZM158 148H159V149H158ZM192 148H193V150H192ZM196 148H197V149H196ZM35 149H36V150H35ZM41 149H43V150H41ZM51 149H52V148H51ZM142 149H143V150H142ZM148 149H149V150H148ZM156 149H157V150H156ZM168 149H169V150H168ZM184 149H185V150H184ZM201 149H202V148H201ZM205 149H206V150H205ZM207 149H208V150H207ZM34 150H35V151H34ZM38 150H39V151H38ZM55 150H52L53 157L57 156L56 153H58L57 150H56L57 152H54ZM146 150H148V151H146ZM217 150H218V149H217ZM249 150H248V151H249ZM18 151H19V150H18ZM145 151H146V152H145ZM157 151H159V152H157ZM166 151H167V152H166ZM168 151H169V153H168ZM189 151H190V152H189ZM194 151H195V152H194ZM204 151H205V152H204ZM250 151H251V150H250ZM250 151H249V152H250ZM43 152H44V151H43ZM47 152H48V151H47ZM47 152H44V154H45V153H46V154H45V156H44L43 159H47V158H48V157H47ZM142 152H144V153L142 154ZM148 152H152V154H151V153H148ZM153 152H154V153H153ZM156 152H157V153H156ZM172 152H173V153H172ZM181 152H183V153H181ZM16 153H20V152H16ZM21 153L23 154V152H21ZM54 153H55V154H54ZM147 153L150 155V158H149V155H148ZM179 153H180V154H179ZM184 153H185V154H184ZM190 153H191V154H192V153L194 154V155H193L194 158L192 157V155H190ZM30 154H31V153H29V154H27V155L30 156ZM33 154H32V155H33ZM52 154L49 152V155H50V156H51ZM158 154H159V155H158ZM16 155H17V154H16ZM19 155H21V154H18V158L22 157V156H19ZM23 155H24V154H23ZM27 155H26V156H27ZM32 155H31V156H32ZM49 155H48V156H49ZM54 155H55V156H54ZM163 155H164V156H163ZM34 156H35V155H34ZM41 156H42V155H41ZM147 156H148V157H147ZM36 157H40V156H36ZM36 157H35V158H36ZM45 157H46V158H45ZM53 157H52V158H53ZM188 157L191 158V159H188ZM52 158L50 157V159H52ZM142 158H143V160H142ZM145 158H147V161H146ZM148 158H149V159H152V160H149ZM247 158H249V157H247ZM247 158H246V159H247ZM182 159H183V160H182ZM0 160H1V159H0ZM48 160H49V158H48L47 161H46L47 164L50 163V162H48ZM144 160H145V161H144ZM163 160H164V159H163ZM44 161H45V160H44ZM44 161H43V162H44ZM143 161H144V162H143ZM158 161H159V160H158ZM158 161H157L155 164L158 165ZM161 161H159V162H161ZM176 161H172V162L175 163ZM196 161H197V160H196ZM196 161H195V162H196ZM248 161H249V159H248ZM1 162H2V161H1ZM43 162H42V163H43ZM138 162H139V163H138ZM145 162H146V163H145ZM172 162H171V163H172ZM2 163H3V162H2ZM42 163L40 162V165L37 164V166H36L37 169H39L41 165H42L41 167L46 166V163H45V162H44L45 165H43ZM177 163H176V164H177ZM141 164H142V165L144 164V165L142 166ZM145 164H146V165H145ZM176 164H175V165L173 164L175 167H174L173 165L170 166V162H169L168 164H167V163H164V165H162V166L167 165L168 168L170 167L169 169H170L171 171L168 170L167 167H166V169H167L168 171H170V172H168V174H170L171 172L173 173V171L176 170V169H174V168H178V166L176 167ZM184 164H183V165H184ZM157 165H156V166H157ZM168 165H169V166H168ZM3 166H4V165H2L1 168H5V169H6L7 166H6V167H3ZM141 166L143 167V169H141V168H142ZM156 166H155V167H156ZM172 166H173V167H172ZM10 167H12V165H11ZM10 167H9V168H10ZM155 167L153 166V169H154ZM160 167H161V166H160ZM1 168H0V180H1V181H0V184H1V185H0V186H1V187H0V196H1V198H0V206H2V207H0V208H1V209L4 208V209H3V211L0 210V215H1L2 213H5V210H6V212H7V210H8V213L11 211L10 213H13V214L15 213V215L18 214V216L21 218V216H20L21 214L25 216V214L23 213V212H25V211H24L25 206L23 205V204H25V202H24V197H23V196H24V192H25V190H24V187H25V186H24L23 184H24V182H25L24 173L26 172V170H28V168H27V167H24V166L22 165L20 168L18 167V169L15 170L16 172L14 171L13 173H11V172H10L11 170H8L10 174L8 173L7 169H6V171H3V169L1 170ZM9 168H8V169H9ZM161 168H162V167H161ZM163 168H164V167H163ZM5 169H4V170H5ZM35 169H36V168H35ZM138 169H139V170H138ZM166 169H165V171H166ZM20 170H21V171H20ZM162 170H163V169H162ZM103 171H104V169H103ZM103 171H101V173H103ZM145 171H146V169H145L144 171H142V173H144ZM159 171H161V169H160ZM1 172H2V173H1ZM6 172H7V173H6ZM17 172H18V173H17ZM35 172H36V171H35ZM4 173H6V174H4ZM139 173H140V174H139ZM7 174H9L8 177H7ZM13 174H15V175H13ZM16 175H19V178H17L18 176H16ZM142 175H143V174H142ZM142 175H141V176H142ZM4 176H5V177H4ZM10 176H14V181H15V183H14V181H13V179H12L13 177L10 178ZM138 176H139V177H138ZM20 177H21V178H20ZM23 177H24V178H23ZM117 177H115V180H116V181L118 180ZM133 177H134V178L137 177L136 180H135ZM5 178H7V179H5ZM132 178H133V179H132ZM156 178H157V177L155 176L154 179H156ZM15 179H16V180H15ZM120 179H119V182H118V183L116 182V184H119V183L121 182ZM130 179H131V180H130ZM158 179H160V177H158ZM9 180H11V181H9ZM133 180H135L136 182L134 183ZM5 181H6V182H5ZM8 181H9V182H8ZM2 182H3V183H2ZM17 182H18V183H17ZM114 182H115V181H114ZM4 183H5V184H4ZM20 183H21V184H20ZM124 183H123V184H124ZM146 183H148V182H146ZM2 184L4 185V187H3ZM8 184L11 185V186H10V187H12L11 189H9V185H8ZM116 184H115V185H116ZM123 184L121 185V187H120V186H118V187H119V188H122V187H123ZM126 184H127V183H126ZM128 184H127L126 186H124L123 189L126 188V190H128V189H127ZM148 184H149V183H148ZM150 184H152V183H150ZM6 185H7V186H6ZM17 185H21V187H20V186H17ZM119 185H120V184H119ZM5 186H6V187H5ZM13 186H14V187H13ZM138 186H139V187H138ZM142 186H143V187H142ZM18 187H19V188H18ZM140 187H141V188H140ZM2 188H3V189H2ZM4 188H5L7 191H6ZM20 188H21L22 191L20 190ZM22 188H23V189H22ZM142 188H143L144 190H143ZM157 188H158V187H157ZM12 189H13V190H12ZM123 189H122V190H123ZM155 189H156L157 191H156ZM4 190H5V191H4ZM16 190H18L19 192H17ZM126 190H125V191H126ZM129 190H128V191H129ZM132 190H131V191H132ZM9 191H11V192H9ZM133 191H132V192H133ZM140 191H141V192H140ZM143 191L145 192L144 194H143ZM7 193H9V194L12 193V194L9 195V194H7ZM17 193H19V194H17ZM138 193H139L140 195H139ZM14 194H15V195H14ZM8 195H9V197H8ZM147 195H148V196H147ZM5 196H6V197H5ZM10 196H12V198H11ZM15 196H16L17 199L15 198ZM145 196H146V197H145ZM4 197L7 198V200L4 199ZM18 197H19L20 199H19ZM22 197H23V198H22ZM140 197H141V198H140ZM142 197H143V198H142ZM148 197H150V198L148 199ZM8 198H9L10 201L13 199V202L11 201L10 205H9V203H8V202H9V201H8ZM10 198H11V199H10ZM21 198L23 199V201L21 200ZM144 198H147V200H146V199L144 200ZM1 199H4V200H6V201H8V202H6V201H4V200H2V202H1ZM14 199H16V200L14 201ZM18 200H19V201H18ZM128 200H130V201H128ZM134 200H135V203H134ZM142 200H144V203L142 202ZM3 201H4V202H3ZM138 201H139V202H138ZM145 201H146V202H145ZM258 201H259V200H258ZM258 201L254 200V202L252 203L253 206H254V205H255V206H258V205H260V204H264V202L262 203L263 200L260 201V202H258ZM137 202H138L139 204H138ZM1 203H3V204H1ZM12 203H13V204H12ZM15 203L17 204V206L19 205V208H17V206H15V205H16ZM22 203H23V204H22ZM256 203H258V204L256 205ZM5 204H6V205H5ZM135 204H137V205H136L137 207H139V205H140V208H139L138 210H137V207L135 206ZM7 205H9L11 208H10L9 206H8V208H7ZM21 205H23L24 207H21ZM127 205H128V206H127ZM12 206H13V208H12ZM122 206H123V208H121ZM125 206H126V207H125ZM129 206H130V207H129ZM261 206H262V205H261ZM20 207L22 208V209H21L22 211L20 210ZM135 207H136V210H135ZM249 207H250V206H249ZM16 208H17L18 210H17ZM23 208H24V209H23ZM15 209H16V210H15ZM119 209H120V210H119ZM129 209L132 210L131 213H129V211H130ZM127 210H128V211H127ZM136 211H137V213H136ZM138 211H140V215H141V216H139V214H138L139 212H138ZM19 212H20L21 214H20ZM127 212H128V214H129V216L126 214ZM133 212H134V213H133ZM112 213H113V212L111 211L109 214H112ZM135 213H136V214H135ZM13 214L8 215V214L6 213V216L8 215V219H6L7 217H6V218H3L4 216H3V217H0L1 220H3V222H0V223H1V226H3V223H5V224H6L5 226L9 227V228H7V231H6L5 233H4L5 230H4V231H3V230L0 231L1 234H2V235L0 234V235H1V238L4 237V238L6 239V238L8 237V234H10V233H8V232H9L8 230H12V231H11V233H12V232H13V229H14L15 227H17V230L19 229V227H20V228L22 227V226H21L22 224H21V225H17V223L14 222V223H16V225H14V224L12 223V222L17 218V217H16L15 219H14V217H13V219H12V217L10 218V216L13 215ZM19 214H20V215H19ZM125 214H126V215H125ZM130 214H131V215H130ZM142 214H143V215H142ZM2 215H4V214H2ZM15 215H14V216H15ZM137 215H138L139 217H138ZM24 216H22V217H24ZM120 217H121V218H120ZM129 217H132V218L134 217L135 220L133 219V221H130V220H128ZM135 217H136V218H135ZM140 217H141L142 219H141ZM20 218H19V219H20ZM115 218H116V217H115ZM4 219H6V220H4ZM123 219H124V220H123ZM248 219H249V217H248ZM7 220H8V222H6ZM12 220H13V221H12ZM122 220H123V221H122ZM125 220H126L127 222H126ZM137 220H136V221H137ZM140 220H139V221H140ZM249 220H250V221L252 220L251 217H250ZM249 220H248V223H250V224H248V226H249V228H250V225H251V227H252V225H254V223H253V220H252V221H251L252 224H251V222H250ZM17 222H18V221H17ZM131 222H132V223H131ZM129 223H130V224H129ZM7 224H8V225H7ZM116 224H117V223H116ZM12 225H14L15 227L13 226L14 228H11ZM128 225H127V227H130V226H128ZM117 226H118V225H117ZM117 226H116V227H117ZM120 226H124V225H120ZM127 227H126V228H127ZM0 228H2V227H0ZM3 228L6 229V227H3ZM113 228H114V227H113ZM117 228H118V227H117ZM119 228H120V227H119ZM104 229H105V228H104ZM102 230H103V229H102ZM105 230H106V229H105ZM109 230H107V231H108V232H111V231H109ZM114 230H115V229H113L112 231H114ZM2 231H3V232H2ZM15 231H16V229H15ZM103 231H104V230H103ZM125 231H126V229H125L124 231H122V233H121V232H120V233H115V235H116V234H120L121 236L123 235V237H124V235H125L124 232H125ZM251 231H254V230H252L251 228L248 229V233H250ZM18 232L20 233L19 230H18ZM18 232H17V234H18ZM3 233H4V236H3ZM13 233H14V232H13ZM103 233H104V232H103ZM113 233H114V232H113ZM113 233H111V236H113V237L107 236L108 233H106V232H105L104 234H106L105 237H106V236H107L108 238L110 237L108 241H110L111 238L114 239V240L111 239V241H114V243L109 242L110 244L108 243V244H109V245H108V244H107V239H105V237H104V238L99 237L100 240H99V241L97 240L98 242L95 240L96 242H94V243H96L97 245H96V244H95V245L90 244V243L92 242V240H94V239H92V240L90 239V242H89V240L87 241V242H89V244H90L89 246H86V245L88 244L87 242H86V243H85V242H82V244H79V245H78L79 242H76L75 246L78 245L77 248H79V246L81 245V248H82V249L79 248V250H77L78 253L76 252V247H74V249H75V251H74V249L72 248L74 245L72 244L73 246L71 245L70 247L72 248L71 250H72L73 253L71 252V254H67V253H68L69 251H71V250H69L70 248H68V249L66 248V250H67L66 252H67V253L64 251L65 254L63 255V252H61V254H60V257H61V258L59 257V259H58L57 256H56L57 259H56V258H53L52 261L50 260V263L52 262L53 264H85V263H86V264H87V263H88V264H93V263H94V264H99V262H101V260L103 261V259L106 257V256H105V257H100V252H102V251L105 252L104 250H106V249H107L106 252L103 253V254H106V253L108 254L107 251H109V253L112 252L111 249L109 250L108 248L111 247V248H113V249H114V248L117 249V248H118V246H117L118 243L123 239V238H121V240H119L118 242H116V241H117L116 239H119V238H117L118 235L115 237ZM104 234H98L97 236L102 235V237H103ZM237 234H238V233H237ZM13 235H14V234H13ZM120 235H119V236H120ZM261 235H262V236H261ZM261 235H260V236L258 235V236L260 237V239H259V237L257 236L258 239H259V241L257 240V237H255L256 240H254V241H255V243H256V241H257L258 243L260 242V245H259V246H260L261 248H263V247H264V245H263V244H264V234H261ZM92 237H94V235H92L91 238H92ZM107 237H106V238H107ZM261 237H262L263 239H262ZM255 238H254V239H255ZM2 239H3V238H2ZM96 239H98V238H96ZM101 239H102L103 241H101ZM104 239H105L106 242L104 241ZM0 240H1V239H0ZM1 241H2V240H1ZM100 241L103 242L104 244H103V243L101 244ZM115 242H116V244H117V245H116L117 247H115ZM262 242H263V243H262ZM83 244H85V245H83ZM98 244H99V245H98ZM100 244H101V246H100ZM105 244H106L107 246H105ZM113 244H114V246H113ZM261 244H262V245H261ZM82 245H83L84 247H86V249L83 248ZM91 245H92V247H91ZM256 245H257V244H256ZM95 246H97V247L99 246V247H100V248L98 247V249H99V251H98L99 253H98V254H96V253H97V252H96V248H97V247H95ZM102 246H103V247H102ZM259 246L257 245V247H259ZM94 247H95V248H94ZM104 247H105V248H104ZM261 248H259L260 250L258 249V252H256V253L258 254V253L261 252V254L263 255V254H264V251L262 252L263 249L261 250ZM83 249H84V250H83ZM87 249H88L89 251H86ZM90 249H91V250H90ZM98 249H97V250H98ZM113 249H112V250H113ZM116 249H114V250H116ZM82 250H83V251H82ZM101 250H102V251H101ZM237 250H239V247H238V249H237V247H235V249H234V251H236V253L238 254V255H236L237 258L234 259V261L237 259V260H236V263L239 262V260H238V256H239L240 254H241V255H242V254L244 255V252H242L244 249L240 248V251H239V252H237ZM241 250H242V251H241ZM90 251H91V253H90ZM75 252H76V254H74ZM80 252H82V253L79 255ZM93 252L95 253V255H94ZM240 252H241V253H240ZM83 253H84L85 255H84ZM221 253H222V252H221ZM248 253H249V252H248ZM256 253H254L253 256H254ZM66 254H67V255H66ZM73 254L75 255V258H74V255H73ZM101 254H102V253H101ZM257 254H256V255H257ZM261 254H260L259 256L257 255V258H259V257L262 258V257L264 256V255L262 256ZM62 255H63V258H62ZM65 255H66V256H65ZM76 255H77L78 257H76ZM82 255H83V257H82ZM241 255H240V258H239V259H240V261H243L242 259H244V256L242 255L243 257L241 258ZM58 256H59V255H58ZM64 256L66 257V259H65ZM72 256H73V257H72ZM79 256L82 257V258H79ZM84 256H86V257H84ZM89 256H90V257H89ZM93 256H94V257H93ZM101 256H103V255H101ZM249 256H251V258H253L252 253H251V254L249 253ZM249 256H248V257H249ZM69 257H70V258H69ZM88 257H89V258H88ZM91 257H93V258H91ZM97 257H99V258H98L99 260H97ZM78 258H79V259H78ZM90 258H91V259H90ZM251 258L249 257L248 260H252ZM257 258H256V256H254L253 260H254V259H257ZM261 258H259V260H260ZM67 259H68V261H67ZM69 259H70V260H69ZM82 259H83V260H82ZM92 260H93L94 262H93ZM253 260H252V261H253ZM262 260H264V257L262 258ZM262 260H260V261H261L260 263H263ZM57 261H58V262H57ZM86 261H87V262H86ZM88 261H89V262H88ZM95 261H96L97 263H96ZM234 261H233V263H235ZM50 263H48V264H50ZM52 263H51V264H52ZM221 263H222V262H221ZM221 263H218V264H221ZM222 264H223V263H222ZM237 264H241V263L239 262V263H237Z\"/></svg>",
  "mask_w": 264,
  "mask_h": 264
}]
</instances>
